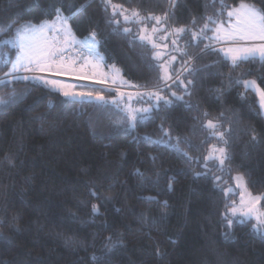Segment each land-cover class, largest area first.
<instances>
[{
  "label": "trees",
  "instance_id": "16d2710c",
  "mask_svg": "<svg viewBox=\"0 0 264 264\" xmlns=\"http://www.w3.org/2000/svg\"><path fill=\"white\" fill-rule=\"evenodd\" d=\"M113 2L139 6L137 0ZM249 2L260 4V0ZM53 4L65 15L70 14L69 4H87L70 21L76 34L85 37L95 28L107 64L120 66L132 84L152 88L157 73L141 55L148 49L111 32L101 0H0V24L52 20ZM142 6L157 14L163 11L157 0H145ZM213 12L210 0H182L172 23L189 24L192 16ZM89 20L99 27L88 24ZM202 47L189 46L188 51L195 57ZM217 61L223 75L197 79L193 95L185 99L199 102L213 116L224 112L234 122L229 147L232 159L226 162L231 172L209 162L211 173L201 177L195 173L204 171L203 158L219 142L209 137L193 119L196 112L187 110L182 102L138 121L135 128L124 129L114 124V110L106 111L96 102L70 100L35 83H17V90L30 87L31 92L21 103L0 111V221L4 222L0 231L12 237L11 243L0 242V262L92 264L90 254L96 251L100 255L103 237L118 231L126 246L100 264H264V236L252 231L253 220L243 224L234 220L231 228L226 226L222 213L229 198L212 179V174L221 176L222 186L227 187L234 183L235 174L242 173L249 179L251 191L264 192V114L257 94L248 92L241 100L237 93L242 89H236L217 101L212 92L221 87L228 73L235 76L251 69L244 78L258 79L264 75V65L245 62L234 69L211 51L196 64ZM173 90L181 92L178 87ZM9 91L5 88L0 94ZM162 123L173 137H188L190 143L182 142L180 147L200 159L190 162L174 148L154 143L166 139ZM249 126L259 135V143L250 142ZM105 129L110 132L103 133ZM151 156L157 159L153 161ZM136 168L153 178L159 175V184L142 186L141 178L133 174ZM168 177H175L171 190ZM90 186L114 197L102 204L103 215H91V203H101L102 197H91ZM145 195L158 196L159 202H148L142 198ZM232 197L237 200L238 194ZM143 212L149 213L147 220ZM12 224L18 231L12 230ZM94 233H99L96 248L85 250L82 242H91ZM225 233L230 237L225 238ZM157 248L162 255H156Z\"/></svg>",
  "mask_w": 264,
  "mask_h": 264
},
{
  "label": "snow or ice",
  "instance_id": "6c2138e0",
  "mask_svg": "<svg viewBox=\"0 0 264 264\" xmlns=\"http://www.w3.org/2000/svg\"><path fill=\"white\" fill-rule=\"evenodd\" d=\"M101 3L107 14L105 22L113 34L123 35L130 44H138L142 49H148L147 53L142 52L141 55L146 61H150L149 67L157 73L152 88L136 92L122 90L125 87L139 89L146 86L132 84L126 80L114 64L108 66L110 71H104L105 57L99 51L100 33L95 28H91L83 39L76 36L70 21L76 18L87 4H81L79 7L69 4V15H65L62 8L53 4L50 7L54 9L55 17L50 21L44 20L39 24L31 21H10L7 25L0 24V90L11 89L0 94V111H7L21 103L31 92L30 87L17 90V83H35L70 100H90L97 102L106 111L115 109L121 117L115 122L116 126L124 128H135L138 121L151 119L153 114L159 113L162 108H170L175 103L182 102L187 110L196 112L193 119L209 137L219 142L218 145L213 144L207 156L203 158L204 171L196 172L195 176H208L211 173L209 161L214 162L221 171L230 173L231 167L226 162L232 159L229 147L230 137L235 131L234 122L224 112L213 116L210 111L203 109L199 102L186 100L185 97L193 95L197 79L223 75L217 68L218 61L199 66L196 64V60L209 51L220 54L234 69L245 62L259 61L264 65V0H260L259 5L249 0H236L232 4L227 3V0H210L211 7L214 8L212 14L192 16L189 24L179 26L174 25L172 21L176 19V10L182 0H157V7H163L159 14L143 7L145 0H137L139 6L135 7H126L124 4L114 3L113 0H101ZM208 6L206 4L205 8ZM88 24L99 27L96 21L89 20ZM201 44L203 47L200 52L195 57L190 55L189 46L199 47ZM13 51L14 57L11 55ZM4 68H7V71H3ZM250 73L251 69L235 76L228 73L226 80L221 82V87L212 90L215 100L220 101L226 92L230 93L236 89H242L237 93L241 100L246 99L248 92H254L260 98L261 114H264V75L258 79H245L244 76ZM68 75H76L81 79L99 77L97 83L104 87L97 91H76L75 85L62 79ZM174 87L180 88L181 92L173 90ZM105 91L111 95L106 97L103 94ZM134 101L147 102V106L133 107ZM235 119L238 121L239 117ZM160 127L166 139L162 138L154 143L174 148L190 162L200 159L192 157L180 147L182 142L190 143L188 137H173L170 129H165L163 123ZM247 131L251 143L260 142L254 128L249 126ZM151 159L155 161L157 157L151 156ZM9 162L11 163V160ZM133 174L141 178L142 186H155L160 182L159 175L150 177L139 168L134 169ZM174 179L175 177H168L169 190ZM212 179L229 198V204L225 205V211L222 213L226 226L231 228L234 220L243 224L254 219L256 223L252 225V231L264 236V192H251L248 188L249 179L242 173L233 176L234 183L227 187L222 186L221 176L212 174ZM237 192L240 197L238 203L230 199V194ZM89 195L98 200L102 197L101 203L90 205L93 217L103 215L102 204L106 205L114 199L112 195L98 193L94 186L89 187ZM142 198L148 202H159L158 196L145 195ZM163 204L167 206V201ZM115 210L120 211L119 208ZM141 215L145 220L149 217L148 212ZM162 215L167 213L162 212ZM11 227L13 231H18L16 224ZM122 235L117 231L103 237L99 248L100 255L98 256L96 251L90 254L92 264H100L101 260L114 255L119 247L126 246ZM224 235L229 238L231 234ZM97 239L99 233H94L91 242H82V246L85 250L89 247L96 248ZM11 241L12 237L8 233L0 231V242ZM162 254L157 248L156 255Z\"/></svg>",
  "mask_w": 264,
  "mask_h": 264
},
{
  "label": "rangeland",
  "instance_id": "374dc122",
  "mask_svg": "<svg viewBox=\"0 0 264 264\" xmlns=\"http://www.w3.org/2000/svg\"><path fill=\"white\" fill-rule=\"evenodd\" d=\"M50 21V20H49ZM76 36L78 37V38H80V39H83L84 37H79L77 34H76ZM99 51H100V53L105 57V55L103 54V52L101 51V46H100V48H99ZM110 65H113V64H107V62H106V58H105V64H104V71L105 72H108V71H110V69H109V67L108 66H110ZM115 66H116V68H118L119 70H120V72H121V74H122V76L124 77V75H123V71H122V68L120 67V66H118V65H116V64H114ZM73 78H79L78 76H76V75H68V76H65V77H62V79L63 80H65V82H68V83H71V84H73V85H75L76 87H75V89L74 90H76V91H97V90H99L100 88H103L104 86H100V85H94V84H90V83H87V82H78V81H76V80H72ZM125 78V77H124ZM99 79V77H92L91 79H86V81H91V80H93V81H96L97 82V80ZM83 80H85V79H83ZM122 90H124V91H129V90H127V89H122ZM136 91H138V90H135V91H130V92H136ZM106 97H108V96H110L111 95V93H109V92H107V91H105L104 93H103ZM257 96H258V94H257ZM258 98H259V96H258ZM88 101H90V100H88ZM92 102H95V101H92ZM97 103V102H96ZM259 103H260V98H259ZM147 106V102H141V103H136L135 101L133 102V107H146ZM110 110H114V113L113 114H115V116L113 115V118L112 119H114V121L116 122L117 120H119L121 117H120V114H119V112L117 111V110H115V109H110ZM118 115V116H117ZM138 123V122H137ZM136 123V124H137ZM115 125H116V123H114ZM124 128V127H123ZM124 129H130V128H124ZM99 131H101V127L99 128ZM106 132H110V130L109 129H105L104 131H103V133H106ZM209 162H212V161H209ZM236 175V174H235ZM234 175V176H235ZM234 182V181H233ZM249 188V187H248ZM250 190V189H249ZM251 191V190H250ZM251 192H253V191H251ZM254 194H258V193H261V192H253ZM233 194H238V198H237V200H235V201H237V203L239 202V193L237 192V193H233ZM231 195V194H230ZM231 200H234L233 199V197L231 198ZM253 221H254V224L256 223V221L254 220V219H252Z\"/></svg>",
  "mask_w": 264,
  "mask_h": 264
},
{
  "label": "built area",
  "instance_id": "2783aa9c",
  "mask_svg": "<svg viewBox=\"0 0 264 264\" xmlns=\"http://www.w3.org/2000/svg\"><path fill=\"white\" fill-rule=\"evenodd\" d=\"M72 80H76V81H78V82H87V83H90V84H94V85H100V84H98L96 81H93V80H89V81H86V79L85 80H83V79H79V78H73ZM100 86H103V85H100ZM124 89H127V90H129V91H135V90H138V91H145L144 89H142V88H139V89H137V88H131V87H125Z\"/></svg>",
  "mask_w": 264,
  "mask_h": 264
},
{
  "label": "crops",
  "instance_id": "0c3cea01",
  "mask_svg": "<svg viewBox=\"0 0 264 264\" xmlns=\"http://www.w3.org/2000/svg\"><path fill=\"white\" fill-rule=\"evenodd\" d=\"M79 79H81V78H79Z\"/></svg>",
  "mask_w": 264,
  "mask_h": 264
}]
</instances>
